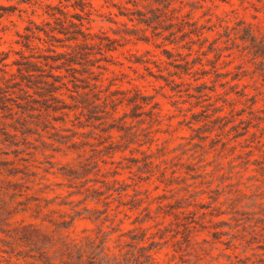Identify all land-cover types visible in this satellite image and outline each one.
Returning a JSON list of instances; mask_svg holds the SVG:
<instances>
[{
  "label": "rangeland",
  "instance_id": "1",
  "mask_svg": "<svg viewBox=\"0 0 264 264\" xmlns=\"http://www.w3.org/2000/svg\"><path fill=\"white\" fill-rule=\"evenodd\" d=\"M57 9L113 50L52 39ZM263 53L264 0H0V264L132 237L156 264H264Z\"/></svg>",
  "mask_w": 264,
  "mask_h": 264
},
{
  "label": "trees",
  "instance_id": "2",
  "mask_svg": "<svg viewBox=\"0 0 264 264\" xmlns=\"http://www.w3.org/2000/svg\"><path fill=\"white\" fill-rule=\"evenodd\" d=\"M49 7V6H48ZM75 8V7H74ZM80 11L83 12V9L80 8ZM57 12L60 16L63 17L64 21H60V29L57 30V34L62 35L65 37L64 40H61L55 36H50L52 39H54L57 42H63L68 41L70 43H73L74 48L78 49H88L91 46H97L99 51L102 50V48L105 47L106 51H112L113 48L108 46H102L100 43L98 44H92L89 42V40L93 39V36H91L89 33H86L85 31L88 30L83 20L84 18L79 13H73L69 17L72 19L67 20V14L64 13L62 10L57 9ZM53 16V15H51ZM59 20V19H58ZM74 20V21H73ZM145 22V21H142ZM85 29V30H84ZM47 34V33H46ZM111 44L112 42L109 41ZM28 46V45H27ZM25 46V47H27ZM66 47L65 45L61 46V48ZM68 48H71V45H68ZM49 52H51L53 55L51 57H43L44 59V66H48L49 69H61L64 68L62 66H69V64H78L76 61L69 59L68 53H57L55 50L49 49ZM88 53H77V55H85L87 56ZM264 54V53H263ZM49 58V59H48ZM50 60L53 63H56L58 61H62L61 65L58 67H51L49 65ZM5 60L4 57L0 58V64L2 65L3 69H0V71L4 72V69L7 67L3 61ZM26 66L28 67V70L26 72H39V66H37L34 62L28 61L26 63ZM31 68V69H29ZM6 73V72H4ZM47 78L53 79L55 81V78H58L57 76H54L53 74H50L46 76ZM46 85H49L48 82H44ZM64 86V85H63ZM57 90V88H55ZM135 106H138L137 104ZM184 232H188V227H184ZM33 233L36 234L35 236L37 238L36 244L42 243V244H49L48 239L43 236L40 232L33 230ZM187 233L184 237H188ZM25 241H31L32 239H29V237H24ZM131 240H138L139 243L136 245L131 246V250L121 252L118 254H109L105 252L104 249V240L99 241V244L94 243L91 240H88L87 242H76L75 240H64L60 238V241L58 243L57 252H59V255L61 257V260L59 261V264H156L152 255V250L155 248L156 243L154 241L149 242L147 246H140L139 244L143 242V238H135L132 237ZM55 244L51 243V247H53ZM46 252H49L45 249H40L37 259L35 261L40 262V264H54L52 263V259H55V255H50Z\"/></svg>",
  "mask_w": 264,
  "mask_h": 264
}]
</instances>
